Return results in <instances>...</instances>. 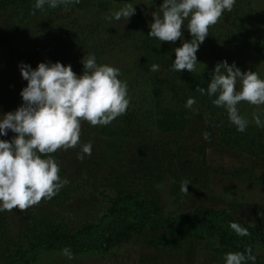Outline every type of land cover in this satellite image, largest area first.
Listing matches in <instances>:
<instances>
[{
	"label": "trees",
	"instance_id": "trees-1",
	"mask_svg": "<svg viewBox=\"0 0 264 264\" xmlns=\"http://www.w3.org/2000/svg\"><path fill=\"white\" fill-rule=\"evenodd\" d=\"M92 1L72 0L56 8L45 4L32 15L36 0H0V95L4 106L16 111L23 105L20 93L27 87V81L14 76L19 69L17 58L32 61L35 66L56 62L70 65L77 76L83 74L81 61L88 55L95 56L97 65L116 68L118 63L126 62L119 68L118 79L127 83L129 99L126 113L109 125L93 127L85 121L87 131L80 134L78 144L80 152L84 144H92L91 155L83 158L87 173L102 168L105 163L99 150L102 145L107 150L109 178L107 185L97 186V191L102 190V194L108 191L104 199L112 207L75 236L56 227L54 222L34 224L24 233L29 248L25 251L10 235L8 221L0 213V264H35L40 254L64 248L74 254L99 252L123 238L130 229L165 231L163 236L153 238L157 244L171 242L181 234L200 235L204 239H217L228 253L247 256L246 249L251 247L255 255L254 238L264 246V231L238 223L249 232L247 236H239L231 229L232 222L223 216L207 220L199 216L160 214L163 207L156 187L167 174L175 182L172 193L176 197L183 180L189 182L188 189L193 184H202L200 177H208L212 170L206 167L210 148L237 146L243 155L264 157V127L248 125L241 133L230 122L226 109L214 106L212 101L216 97H209L207 88L215 66L202 72L172 70L174 50L184 42H191L188 24L184 23L180 40L161 42L149 37L152 19L141 14L119 21L102 17L103 4L95 5ZM246 4V0H236L233 9L225 10L222 18L226 21L235 18ZM154 64L159 66L158 71L150 70ZM198 87L205 89V94L196 91ZM189 98L196 101L191 109L185 107ZM194 132L200 141L194 147L198 162H194L190 149L181 143L185 134ZM204 133L209 134L207 140ZM15 135L8 130L0 140L11 142ZM126 153L130 157L127 161L122 157ZM51 156L60 168L58 151ZM64 173L60 169L61 180H66L62 177ZM70 190L65 184L52 203L66 201ZM15 249L17 259L12 260Z\"/></svg>",
	"mask_w": 264,
	"mask_h": 264
},
{
	"label": "rangeland",
	"instance_id": "rangeland-1",
	"mask_svg": "<svg viewBox=\"0 0 264 264\" xmlns=\"http://www.w3.org/2000/svg\"><path fill=\"white\" fill-rule=\"evenodd\" d=\"M246 1L248 4L235 18L226 21L221 16L219 22L209 29L208 37L196 53L195 71L202 72L206 67L227 61L229 66L235 64L242 73L253 71L264 80V0ZM93 3L103 4L105 10L101 13L102 17H111L128 3L135 8V14L148 19L153 20L155 12L162 16L160 7L163 0H93ZM94 10L95 7H92L93 12ZM184 23L188 24V20ZM17 60L19 69L15 77L21 76V65H29L33 70L37 68L32 61ZM118 61L116 59L117 63ZM125 65L126 62H121L116 68ZM212 73L214 71H211V75ZM236 87L239 91V82ZM237 108L239 114L248 121L247 126L264 127V105L241 102ZM9 112L15 111L4 106L0 95V118ZM254 115L259 116L260 126L255 123ZM86 131V122L82 121L81 133ZM199 142L195 132L185 134L181 139V143L190 149L189 154L194 162L199 160L194 150ZM99 151L105 164L100 170L87 173L83 159H78V154H81L78 145L67 151L58 150L60 169L65 171L62 177L68 180L67 185L71 189L66 201L53 204L52 199H42L25 211H0L8 221L10 235L20 242L22 250L29 249L23 236L34 224L54 222L56 227L75 236L86 229L91 220L112 207L104 199L108 191L105 194H102V190L97 191L101 183L107 185V164L110 162L103 145ZM122 157L125 161L130 158L127 153ZM206 167L212 170L208 177H200L202 184H193L187 194L179 192L178 197L172 193L175 182L167 174L156 187L163 207L160 214L199 216L207 220L223 216L231 222L246 224L255 231H264V157L243 155L237 146H226L219 150L210 148L206 153ZM1 233L0 231V240ZM127 233L99 252L72 253L74 258L68 259L60 250L48 251L40 254L35 264H225L228 253V250L221 248L217 239H204L200 235L181 234L171 242L157 244L153 238L165 234L161 229L150 232L130 229ZM254 239L256 259L254 262L246 260L245 264H264V246L257 237ZM13 251L12 260L17 259V250Z\"/></svg>",
	"mask_w": 264,
	"mask_h": 264
},
{
	"label": "clouds",
	"instance_id": "clouds-1",
	"mask_svg": "<svg viewBox=\"0 0 264 264\" xmlns=\"http://www.w3.org/2000/svg\"><path fill=\"white\" fill-rule=\"evenodd\" d=\"M72 0H36L35 10H42L47 4L56 8L67 5ZM79 3V0H75ZM236 0H163L160 7L162 16L153 13V23L149 37L161 42L175 43L182 37L184 21L192 39L176 48L172 70L194 72L197 64L196 53L199 46L208 37L209 29L217 24L224 11H231ZM135 15L131 3L114 12L109 19L119 21ZM83 74L77 76L70 65L59 62L40 63L35 70L29 65H21L20 72L27 81L20 95L23 105L15 112H9L0 118V136H6L8 130L15 133L14 139L0 140V211L11 212L14 209L25 211L42 199H52L68 183L61 180L60 168L51 154L58 150L75 148L80 142L81 122L91 126L109 125L117 117L126 113L129 106L127 83L118 79L120 70L108 65H97L94 55L85 56L81 61ZM158 65H152L151 71H158ZM237 82L240 90L237 91ZM196 91L205 94V89ZM209 97L215 96L214 106L223 107L229 120L244 132L248 121L239 114L237 105L246 102L251 105H264V80L253 71L241 72L235 64L227 61L215 66L211 82L207 88ZM196 103L189 98L185 107L191 109ZM255 123L261 120L254 115ZM205 140L209 138L204 133ZM92 144L82 146L78 159L91 155ZM47 157V158H42ZM188 181L181 185V193H188ZM231 229L239 236L249 232L238 223L232 222ZM244 253H228L225 264H245L246 260L255 261L252 248ZM62 254L73 259L70 249L64 248Z\"/></svg>",
	"mask_w": 264,
	"mask_h": 264
}]
</instances>
